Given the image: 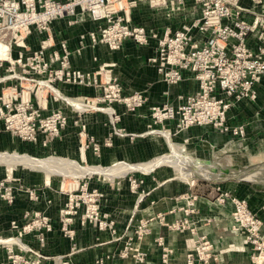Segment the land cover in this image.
<instances>
[{
    "label": "crops",
    "instance_id": "0c3cea01",
    "mask_svg": "<svg viewBox=\"0 0 264 264\" xmlns=\"http://www.w3.org/2000/svg\"><path fill=\"white\" fill-rule=\"evenodd\" d=\"M242 1L243 6L251 7L249 1ZM184 6L182 11H175L172 15L166 16V8H151L145 1H140L130 12V22L143 26L147 34L152 31L161 35L165 29L171 32L197 16V12L191 9L190 0H185ZM254 10L259 11L260 8L257 6ZM49 26L54 43L59 39L65 40L70 50L69 61L72 67L89 71L100 63L112 64L110 75L120 85L121 95L135 91L145 100L132 112L116 102L98 103L99 107L78 109L68 104L64 98L57 96L56 101L51 103L50 107L60 110L67 118L64 128L51 141L52 151L63 156L76 154L77 132L80 125H84L86 133L93 136L100 144L96 155L87 149L86 156L83 155L84 163L96 167L122 166V170L125 169L123 174L115 176L98 173L86 175L89 176L88 185L102 193L100 207L102 211L114 217L115 234L112 236L107 230H97L89 223L81 227L75 222L74 239H68L62 236L54 225L53 230L42 243L35 239L27 240L24 236L19 238L23 245L22 254L31 260L37 259L39 264H53L56 256L68 257L79 264H93V260L99 256H108L105 264H164L161 262V248L156 243V239L161 238L163 246L171 250L168 255L170 264H184L185 254L190 246L199 236H204L216 255L215 264H251L249 258L251 251L244 241L243 234L230 229L229 202L218 203L215 198L220 191H229L245 198L248 208L261 220V230L264 234V209L261 208L264 205V186L249 184L242 179L243 176L250 177L246 174L253 172L255 175L251 177L257 176L259 177L257 181L264 182V157L256 160L263 163L242 167L250 172L240 170L241 172L235 174L213 166L191 167L194 164L186 162L190 169H209L211 175L217 177L216 180L209 181L229 178L243 180L242 182L226 181L214 188L204 190H198L193 184L189 185L177 180L178 178L171 175L166 165L142 168L137 166L145 164L144 161L154 157L168 155L176 149L184 155L199 160L205 159L210 163L215 162L219 155L229 157L228 160L241 156L248 159L249 156L264 155V72L256 84L255 98L243 99L226 112L228 125L245 124L244 138L217 132L208 125L177 130L174 120L152 124L149 107L163 103L175 105L181 102L178 96L192 93L196 88V82L188 72H183L182 79L175 84H168L161 78L155 66L146 62V59L153 54L155 39L148 38L146 45H138L126 38L119 49L109 50L104 44H91L86 36L83 46L78 49V34L95 29V22L84 16L71 25H67L65 19H54ZM259 30L258 27L246 39L247 46L252 50H255L259 44L256 37ZM28 42L35 46L36 37L30 36ZM4 73L5 69L0 68V75ZM54 86L64 97L79 103L94 102L95 97L101 94L100 84L55 83ZM106 106H110L118 116V120L113 124L108 119ZM113 127L120 129L121 134H114ZM153 128H164L169 136L163 133L166 135V140H163L150 131ZM1 134L3 137H8L4 132ZM106 140L109 141V145L103 144ZM166 144L169 147L173 145L176 149L170 147L167 153L157 155L165 149ZM66 160L74 161L68 158ZM79 162H82L81 158ZM128 178L139 181L137 192H132ZM139 191H142V194H139ZM191 196L195 197L193 213L185 215L183 210L187 207L186 201ZM11 209L8 205H0L2 237L13 233L7 227ZM55 209V205L48 208L50 218H55ZM183 218L188 219L187 228L175 230L167 227ZM143 220L147 221L148 233L140 240L131 241L132 247L144 253L143 261L138 263L130 256L119 259L117 252L123 244L124 237L131 235L138 221ZM72 244L74 250L73 253H69ZM14 250L17 251L16 248ZM0 264H9L4 247L1 245Z\"/></svg>",
    "mask_w": 264,
    "mask_h": 264
},
{
    "label": "built area",
    "instance_id": "2783aa9c",
    "mask_svg": "<svg viewBox=\"0 0 264 264\" xmlns=\"http://www.w3.org/2000/svg\"><path fill=\"white\" fill-rule=\"evenodd\" d=\"M140 1H145L151 8H166V16L185 7V0H0V68L5 69V73L0 75V85L10 81L17 83L12 85L11 82L0 91V102L4 108L16 100L23 104L15 108L22 113L21 116L16 114L14 120L8 117L5 121L13 122L16 128L20 126L18 128L28 139H33L38 127L44 130L49 126L52 134L57 136L67 121L60 110H52L38 126L36 121V107L41 106L39 101H46L47 94L43 90L49 88V93L58 96L52 89L54 87L58 92L55 83L100 84L101 94L90 102L95 105L116 102L132 112L144 103L145 99L139 92L121 95L120 85L110 75L112 64L100 63L89 71L74 68L70 65V50L65 40L52 41L49 26L52 20L65 19L66 24L71 25L87 16L96 23V28L78 34V49L83 46L86 36L91 44H104L109 50L119 49L126 38L138 45H146L148 38H153L154 51L146 62L155 66L161 78L168 84H175L182 79L183 72H188L195 80L196 88L192 93L178 96L181 102L149 107L152 124L174 120L177 130L208 125L217 132L243 138L245 124L228 125L226 112L243 99L255 98L256 84L264 72V0H247L251 7L243 6L240 0H190L191 9L197 12V16L171 32L165 29L161 35L152 31L147 34L143 26L130 22V12ZM257 6L259 11L254 10ZM258 27L260 30L256 37L259 44L252 50L246 39ZM30 36L36 37L35 46L29 44ZM30 92L37 106L27 105ZM86 102L81 104L86 105ZM106 112L111 124L118 120L110 106H106ZM17 120L19 124L15 123ZM112 132L121 134L120 129L114 127ZM77 135L82 151L88 148L92 153L99 152L98 143L86 133L84 125H80ZM103 144L109 145V141ZM128 182L131 189L139 183L132 178H128ZM85 184L87 179L82 182ZM194 198L191 196L186 201L185 215L193 213ZM215 201L229 202L230 229L243 234L251 251L250 263L264 264L262 222L248 208L246 199L229 191H220ZM261 208L264 209V205ZM10 227L16 228L13 223ZM104 227L109 226L103 223L99 229ZM167 227L182 230L188 227V219L183 218ZM148 231L147 221H138L133 236L123 242L117 257L130 256L136 262H142L144 253L132 247L131 241L140 240ZM42 241L43 238H39V242ZM156 243L161 248V262L170 264L168 255L171 250L163 246L161 238H157ZM0 245L4 247L9 264H39L37 259L30 260L22 254L23 245L19 237H0ZM73 250L72 244L69 253ZM106 259L108 256L98 258L94 263L104 264ZM216 260L210 242L199 236L186 252L184 264H215ZM70 261L68 257L56 256L53 264H72Z\"/></svg>",
    "mask_w": 264,
    "mask_h": 264
},
{
    "label": "rangeland",
    "instance_id": "374dc122",
    "mask_svg": "<svg viewBox=\"0 0 264 264\" xmlns=\"http://www.w3.org/2000/svg\"><path fill=\"white\" fill-rule=\"evenodd\" d=\"M240 3L243 4L244 2L240 0ZM11 82L0 85V91L4 89L9 83H11L12 85L17 84L16 82L14 83V81ZM17 89L19 90V88ZM52 89L56 95L64 98L67 103L71 104L73 107L78 109H82V107H84L83 104L64 97L60 92H57L54 87H52ZM43 91L47 94L46 101H39V104L41 106L36 107L38 108V118L36 120L37 126L40 120L44 122L47 118V115L52 110H56V108L50 107L51 103L56 101V97H54V94L49 93V88H45ZM18 104H21L19 100L12 101L9 107L4 108L0 102V134L4 132L9 137H3L2 134L0 136V205H8L12 208L10 219L7 221V227L13 232L10 236L6 237H2L3 235L0 234V237L21 238L24 236L27 240H29L30 238L35 239L39 242V238H43L44 240L48 233L53 230V226L56 225L57 230L62 234V236L68 239H70L71 237L74 239L76 229L73 225L75 224V222L81 227L86 223H89L97 230H107L109 234L114 236V217L107 212L102 211V209L100 208L102 193L97 188L90 187L88 185V182L85 185H82V182H86L87 177H89L86 176L88 174L98 173L107 174L108 176H115V174H123V171L125 169L122 170V166L112 165L111 167L87 166L83 161V155L86 156V151L88 148L82 151L79 142L76 144V154H72L71 156H63L57 154L50 148L51 141L56 136L52 134L49 126L48 129L44 130L38 127L39 130L34 133L33 139H28L27 135L23 133L22 129L18 128L20 126L16 128L13 126V122L5 121V119L8 117L10 118V120H14L16 114H19V116L22 115V113L15 110V108L18 109ZM27 105H31L33 107L37 106V101L33 97L32 92H30V97ZM86 105L87 109L88 107H99L89 102H86ZM21 106H23V104H21ZM27 113L28 112H26V115H28ZM15 123L19 124L18 120L15 121ZM159 129L161 128H153L151 129L152 131H150L163 138V140H166V135H164L163 133L168 134V132H166V129ZM91 137L93 138V136ZM6 140L8 142H6ZM93 140L95 141L94 138ZM3 144H6L7 146H4ZM98 146H100V144H98ZM170 147L172 149V147L174 146L170 145ZM170 147L166 144L165 149L157 155L167 153L170 150ZM176 151L173 150V153L170 152L168 155H154L157 157L153 156L154 158L144 162L145 164H147L159 159H169L173 160V162L178 161L179 163L183 162V164H185V169L187 168L186 171H192L193 173L197 172L200 176H205L211 174V171H209V169L206 168L202 170L190 168L213 166L220 170L235 174L237 172H241L240 170L243 171L244 169H242V167H252L259 163H263L264 161H256L260 157L263 158L264 155H258L259 157L257 155L254 157L249 156L248 159L241 156L240 158H231L229 160V157H226L225 155H219L215 162L210 163L205 159L199 160L195 157L184 155L180 153L178 149H176ZM93 154L96 155L95 153ZM21 158H30L33 160V163L30 164L25 161L21 162L19 160ZM67 158L74 161L66 160ZM80 158L82 162H79ZM186 162H190L194 165L189 167ZM145 164L139 165L137 167L142 168L145 166ZM53 165L55 166L53 167ZM56 166H59L60 168H57ZM166 166L169 167L171 175L178 178L177 180L184 181L189 185L193 184L194 186H196V188H198V190H204L205 188L212 187L214 188L218 184L226 181H243L242 179L240 180L235 178H229L219 181H209V179L204 180L206 178L202 179L203 177H195L189 180L184 176L181 177L182 174L179 173V171H176L172 166ZM61 167L63 168V170ZM60 169L62 172L60 171ZM114 171H116V173H114ZM244 171L250 172L246 170ZM213 176L215 175L212 174V177ZM244 181L249 184L264 186V182L250 180ZM136 189L137 187L133 188L132 192H137ZM139 194H141L140 191ZM93 198H95V200L91 201ZM52 205H55L56 207L55 218H50L51 216L48 213V208ZM12 223L16 226V228L13 229L10 227ZM103 223L107 224L109 227L99 229V226ZM47 226H49V229H46ZM23 228H25L24 231ZM68 232H71V234H69ZM132 236L133 232L131 235L124 237L123 242L127 240V238H130ZM14 248L16 247L14 246L13 250ZM101 257L105 256L96 257L93 260V264H95L94 261L96 259ZM107 260L108 259H106L105 262ZM70 262L72 264H79L77 262H74L73 260H71Z\"/></svg>",
    "mask_w": 264,
    "mask_h": 264
},
{
    "label": "bare ground",
    "instance_id": "6f19581e",
    "mask_svg": "<svg viewBox=\"0 0 264 264\" xmlns=\"http://www.w3.org/2000/svg\"><path fill=\"white\" fill-rule=\"evenodd\" d=\"M81 104V103H80ZM84 107H82V109H87V105H83ZM173 152V151H172ZM176 154V153H175ZM178 155V154H177ZM176 156V155H175ZM175 156H173V157H175ZM2 157V156H1ZM172 157V158H173ZM21 162H28V163H30V164H32L33 163V160L32 159H30V158H21V159H19ZM175 160V159H174ZM1 162H2V160H1ZM4 162V161H3ZM9 162V161H8ZM7 163V162H6ZM43 165H45V164H43ZM48 165V164H47ZM56 165V164H55ZM55 165H53V167L55 166ZM157 165H169V166H172L176 171H179V173H181L182 175L181 176H184V177H186V178H195V177H197V178H201V177H203V178H206V179H209V180H216L217 179V177H212V175L211 174H208V175H205V176H200L199 175V173H197V172H195V173H193L192 171H186V169H185V164H183V162L182 163H179L178 161L176 162H173V160H169V159H159V160H155V161H152V162H150V163H147V164H145V166L144 167H152V166H157ZM47 167V166H46ZM45 167V168H46ZM51 167V166H50ZM57 168H60L59 166H56ZM52 168V167H51ZM56 168V169H57ZM62 168V167H61ZM47 169V168H46ZM65 169V168H64ZM48 170V169H47ZM55 170V169H54ZM62 170H63V168H62ZM79 170V169H78ZM60 171H61V169H60ZM85 171V170H84ZM210 171V170H209ZM209 171H208V173H209ZM62 172V171H61ZM86 172V171H85ZM89 172V171H88ZM103 172V171H102ZM118 172V171H117ZM120 172H122V171H120ZM124 172V171H123ZM110 173V172H109ZM114 173H116V171H114ZM119 174H121V173H119ZM116 175V174H115ZM246 175H249L250 177H248V176H243V178L242 179H244V180H255V181H257L258 179H259V177H257V176H253V177H251V175H255L253 172L251 173H247ZM260 181V180H259ZM12 240H17V239H12Z\"/></svg>",
    "mask_w": 264,
    "mask_h": 264
}]
</instances>
